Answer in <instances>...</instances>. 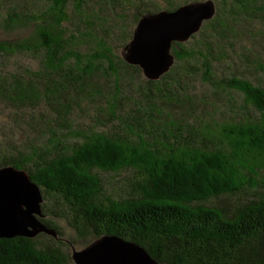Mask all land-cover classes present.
<instances>
[{
  "label": "trees",
  "instance_id": "16d2710c",
  "mask_svg": "<svg viewBox=\"0 0 264 264\" xmlns=\"http://www.w3.org/2000/svg\"><path fill=\"white\" fill-rule=\"evenodd\" d=\"M39 1L37 11L13 10L4 19L6 29L31 27L33 33L0 41V58L27 54L39 66L16 73L0 68V102L24 119L49 109L62 130L39 144L30 139L22 149V141L12 142L13 131L5 134L0 168L13 166L31 176L44 198L41 221L57 237L0 239V264H75L64 250L75 242L65 238L55 215L87 243L115 235L160 263L264 264V86L234 74L215 75V51L223 52L250 26L264 25V0H221L223 8L218 5L214 18L192 37L199 36L197 47L174 46L177 66L143 84L136 82L142 70L115 55L107 36L93 33L92 15L87 33L64 28L69 5L80 9L86 0ZM166 1L169 7L161 8L139 0L137 10L143 7V17L180 6ZM125 36L131 40L133 34ZM90 44L86 53L77 49ZM253 56L264 71V50ZM196 76L217 99L227 98L229 117L221 119L208 95L183 85ZM85 100H98L104 119L68 143L73 108ZM126 170L137 174L133 191L125 198L106 195L101 174ZM242 193L253 198L233 208L209 204Z\"/></svg>",
  "mask_w": 264,
  "mask_h": 264
},
{
  "label": "rangeland",
  "instance_id": "374dc122",
  "mask_svg": "<svg viewBox=\"0 0 264 264\" xmlns=\"http://www.w3.org/2000/svg\"><path fill=\"white\" fill-rule=\"evenodd\" d=\"M148 3L153 1L158 7H169V2L166 0H145ZM177 5H184L194 2H206L208 0H171ZM215 3L216 9L223 8L221 0H211ZM139 0H86L80 9H77L75 5L70 4L68 7V13L70 21L64 24V28L68 33H87L89 29L88 15H92L91 22L93 26V33H99L101 36H107V41L114 48V54L119 58H123L124 48L131 41L130 37L126 40V34L132 36L138 18L141 17V11L137 10ZM188 2V3H185ZM39 0H0V41H14L25 38L33 33V28H19V29H6L4 25V19L13 10L17 11H37L41 7ZM178 7V6H177ZM165 10V9H163ZM96 14L98 19H96ZM104 21V22H103ZM102 26V28H101ZM264 25L250 26L249 33H238L237 38L224 45L223 52L215 51V56L218 58V62L215 68V75L218 77L231 76L232 74L246 78L255 84H261L264 86V71L261 70L259 64L255 62L254 53L264 50ZM197 36L185 43L188 47H197ZM90 45H79L77 49L83 53L89 51ZM253 53V54H252ZM245 55H248L246 58ZM264 62V57L261 58ZM39 63L37 58L27 54H18L11 57L0 58V68L3 73H16L20 67H28L32 70H38ZM175 66L177 63L175 62ZM264 67V65L262 66ZM103 68H107L106 65ZM146 78L140 74L137 77V83L143 84ZM94 81L99 84H105L106 79L103 77H94ZM187 87L190 93H197L199 95H208L210 97V104L219 106L218 116L221 119L229 117V109H227V98L222 97L217 99L216 94H212L211 90L203 85L198 76L192 78L187 77L183 84ZM101 103L89 102L88 100L82 101L80 107H74V120L72 122V129L74 132L66 136L68 143H74L81 140L82 135L88 133L90 129L97 125V118L104 119L103 113L98 111ZM242 101L237 97L236 109L242 110ZM132 104H124V108H132ZM205 110H210L208 107H204ZM213 111V110H212ZM227 111V112H226ZM253 112L252 110H250ZM254 113V112H253ZM56 114L53 111L44 110L42 112H36L34 118L27 116L23 118L16 114V108L9 103L0 102V141L3 140L5 134L11 133L10 138L12 142L22 143L17 145V148H25L28 141L39 144L43 142L44 138L50 135V132L60 133L62 130L61 123L57 120ZM103 129H105L103 127ZM104 192L106 195L113 196L115 198H125L133 191L137 174L132 170L122 171L119 174L102 173L101 174ZM253 196L250 193H242L232 197L220 198L209 203L218 207H236L242 203L252 199ZM51 204H55V201L51 199ZM54 217L55 222L61 225L65 238H72L75 242L72 246L64 247L66 252L71 255L72 247L76 250H82L92 243L90 240L88 243L85 240L78 238L73 230L68 226L67 222L62 221L58 215ZM65 238L63 239L64 241Z\"/></svg>",
  "mask_w": 264,
  "mask_h": 264
},
{
  "label": "water",
  "instance_id": "95a60500",
  "mask_svg": "<svg viewBox=\"0 0 264 264\" xmlns=\"http://www.w3.org/2000/svg\"><path fill=\"white\" fill-rule=\"evenodd\" d=\"M216 10L208 0L144 15L124 48V61L139 67L147 80L159 81L175 64L173 47L190 41ZM43 202L40 187L25 170L0 168V239H34L42 233L57 237L41 221ZM72 260L75 264H166L115 235H105L82 250L73 248Z\"/></svg>",
  "mask_w": 264,
  "mask_h": 264
}]
</instances>
